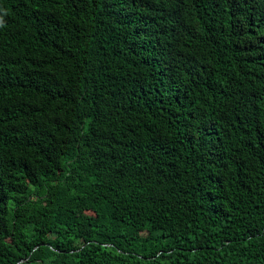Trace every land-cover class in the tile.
I'll return each mask as SVG.
<instances>
[{
  "label": "trees",
  "instance_id": "trees-1",
  "mask_svg": "<svg viewBox=\"0 0 264 264\" xmlns=\"http://www.w3.org/2000/svg\"><path fill=\"white\" fill-rule=\"evenodd\" d=\"M0 264H264V0H0Z\"/></svg>",
  "mask_w": 264,
  "mask_h": 264
}]
</instances>
